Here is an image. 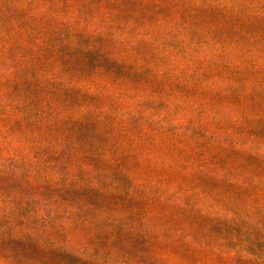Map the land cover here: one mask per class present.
<instances>
[{
	"label": "trees",
	"instance_id": "16d2710c",
	"mask_svg": "<svg viewBox=\"0 0 264 264\" xmlns=\"http://www.w3.org/2000/svg\"><path fill=\"white\" fill-rule=\"evenodd\" d=\"M260 32L264 0H0V264L58 252L48 213L107 243L73 264H264V147L193 126L228 101L264 132Z\"/></svg>",
	"mask_w": 264,
	"mask_h": 264
},
{
	"label": "rangeland",
	"instance_id": "374dc122",
	"mask_svg": "<svg viewBox=\"0 0 264 264\" xmlns=\"http://www.w3.org/2000/svg\"><path fill=\"white\" fill-rule=\"evenodd\" d=\"M260 36L263 37L262 42L258 45L255 46V48L253 49L255 53H257L260 58H259V63H261V66L264 65V32H260L259 33ZM106 46H109V44H105ZM97 62V61H96ZM102 65L105 67H108V64L106 62H102ZM264 69V67H262ZM264 71V70H263ZM93 74V72H91L90 76ZM264 74V72H263ZM244 79H246L245 81V86L244 88L241 90V93L246 90V87H249L251 84L253 83H259V82H264V76L261 74H257L256 76H246ZM211 98L208 97H204L202 98V101L206 102L208 100H210ZM109 102V101H108ZM112 104V102H111ZM169 104V103H168ZM217 106L216 108H211V105L208 106H203L201 109V116H199L200 122L197 120L194 122L193 126H199L200 128V133L201 134H205L206 132H210V131H214V130H218L221 127V124H224V122H229L232 119H238L241 122V126L242 129H240L239 131L237 129H235L234 127H226V130H228L230 132V135L233 138V141H236L237 144H245V145H249L252 142V139L256 138L258 141V144L262 145L264 147V132L261 131L259 124L253 123V122H249L247 121L246 118H248V113L249 111H246V106L243 107V109L241 110L240 106H235L233 104H231L230 102H217L216 103ZM227 104V105H226ZM256 109H259V106H256ZM173 112L175 111L174 109H172ZM254 110V109H252ZM255 112H257L255 110ZM180 117H183L182 113L180 110L177 112ZM175 113V114H177ZM242 120V121H241ZM222 121V123H221ZM232 130L234 132H232ZM227 132V131H226ZM223 138V137H222ZM222 139L219 140H214L213 142L210 141V143L213 146H218L220 144H222L221 142ZM230 141V142H233ZM249 143V144H248ZM256 144V143H255ZM234 143L230 144L229 150L226 152V158L227 161L224 162V164H222V168L227 171V172H232L234 171L235 168H237V164L242 163L241 160L239 159L238 156L234 155ZM248 166L249 164L247 162H245ZM96 166L98 167H103V164L96 162L95 163ZM246 165V166H247ZM233 168V169H232ZM152 177L156 178V179H161L164 177V174L162 171H157L154 174H152ZM253 177L257 180H259V178L264 179V170L257 167L254 172H253ZM180 178V176H179ZM176 176L174 177H170L167 181V183L165 184L166 187L169 186H177V180L179 179ZM181 180H179V182H181L180 186H184V187H188L190 181L187 180V178L181 177ZM217 189H212V190H207V194L208 197L210 199L214 198L216 196L217 193ZM113 206V203L110 202ZM230 202H226L225 199H219V202L216 203V208L215 209H226V208H237L238 204L237 203H232L229 204ZM138 206L143 209L144 211L146 210V208H143L144 206H142V204H138ZM162 208V206L160 204H156L155 206V210H160ZM169 208V207H168ZM165 210H170L167 209V207L165 208ZM63 214L57 215L55 217H53L51 214H47L44 218L45 223L49 225V227L47 229H44V227L42 226V230L40 231L43 234V238L44 240H47V243H44V245L49 248L51 245L55 246V250H58V252L52 254L50 257L45 256L44 253H42L40 250H35L33 248L30 249L31 253L28 254V256L30 257L29 264H62V262L64 261L63 257L68 254V257L66 261H71V255H76L81 257L83 260H93V254L92 250L95 251H101L103 250V248L105 247V245H107L106 242H101L99 241V239H96V236H100V231L99 230H90V229H84L82 226H80L77 222V225L75 224V226L71 227V228H66L65 230L63 229L62 231L59 230V228L56 227V225L60 224V222H62L63 218H62ZM51 226V228H50ZM53 226V227H52ZM187 229L192 231V225L191 224H187ZM145 230V229H143ZM256 231V230H255ZM52 237L55 242L57 243H52V241L49 239L50 237ZM145 237V236H143ZM142 240H147V238H143ZM67 244V245H66ZM86 248V249H84ZM43 249V248H42ZM123 252H127V254H129L130 256H133L136 254V250L133 248L130 249H125L123 250ZM123 254V253H122ZM121 256V255H120ZM180 261L183 262H188L187 258L185 256H182L181 258H179ZM144 261H147V257L143 258ZM151 260V259H150ZM177 261L179 262V260L177 259ZM193 261L196 262H192L191 264H204V262L202 263L201 261H198V259H195ZM25 263V261H24ZM22 264V263H21ZM69 264H73V260L69 263Z\"/></svg>",
	"mask_w": 264,
	"mask_h": 264
}]
</instances>
